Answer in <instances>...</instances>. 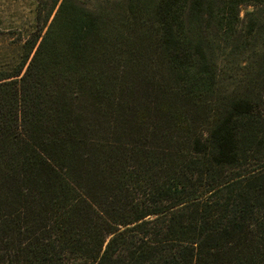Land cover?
I'll return each instance as SVG.
<instances>
[{
	"label": "trees",
	"instance_id": "trees-1",
	"mask_svg": "<svg viewBox=\"0 0 264 264\" xmlns=\"http://www.w3.org/2000/svg\"><path fill=\"white\" fill-rule=\"evenodd\" d=\"M32 3L0 264H264V0Z\"/></svg>",
	"mask_w": 264,
	"mask_h": 264
},
{
	"label": "rangeland",
	"instance_id": "rangeland-1",
	"mask_svg": "<svg viewBox=\"0 0 264 264\" xmlns=\"http://www.w3.org/2000/svg\"><path fill=\"white\" fill-rule=\"evenodd\" d=\"M32 0H0V60L6 57L7 62L12 61L16 51L25 44L28 33L32 30ZM21 45H18V44ZM233 82L241 75L228 72L226 76Z\"/></svg>",
	"mask_w": 264,
	"mask_h": 264
}]
</instances>
